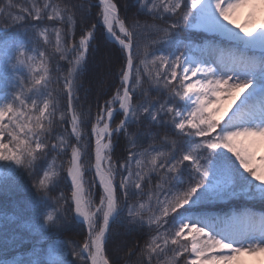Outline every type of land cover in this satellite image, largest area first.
I'll use <instances>...</instances> for the list:
<instances>
[{
	"label": "snow or ice",
	"instance_id": "6c2138e0",
	"mask_svg": "<svg viewBox=\"0 0 264 264\" xmlns=\"http://www.w3.org/2000/svg\"><path fill=\"white\" fill-rule=\"evenodd\" d=\"M135 2L131 22L116 0H5L0 6V23L20 29L6 37L0 28V161L11 162L0 166V189L18 168L30 175L39 169L33 187L45 203L66 171L86 236L63 242L59 259L48 264H115L107 249L117 222L128 234L146 237L129 248L124 264L137 255L136 264H180L181 258L185 264H245L244 257L264 256V211L212 210L238 199L264 205V157L257 163L252 151L264 143V22L253 34L254 12L244 25L234 19L242 8L264 7V0ZM78 16L85 29L77 40ZM98 25L120 54L109 86L114 91L98 100L93 120L79 93L91 90L82 77ZM142 34L155 39L141 50ZM116 115L121 118L113 127ZM121 134L127 156L114 160ZM92 141L94 161L86 166ZM69 152L66 166L57 163ZM56 203L38 225L41 240L68 226L62 214L68 201L61 194Z\"/></svg>",
	"mask_w": 264,
	"mask_h": 264
},
{
	"label": "trees",
	"instance_id": "16d2710c",
	"mask_svg": "<svg viewBox=\"0 0 264 264\" xmlns=\"http://www.w3.org/2000/svg\"><path fill=\"white\" fill-rule=\"evenodd\" d=\"M15 3H24L25 0H14ZM74 3H79L80 0H73ZM121 15L131 22L134 14L137 12L138 4L135 0H116ZM5 0H0V6H4ZM14 11V10H13ZM96 8L92 9L90 19L87 25L90 26L91 22L95 19ZM142 23L145 21L151 22L150 17L139 15L136 17ZM3 18L0 17V20ZM0 28L4 29L5 36H18L20 29L16 27H8L0 23ZM85 29V24L80 22V17H77L76 38L79 39L81 32ZM186 34L181 32V38ZM152 39H155L154 34L140 35L138 43L141 45V50L144 44H149ZM192 40H200L201 36H191ZM42 46V44H41ZM92 51L88 56V70L82 77V83L85 89H91L87 94L84 90L79 93L81 97L80 105L82 110L87 112L91 109V115L95 117L97 110V102L103 103L105 99L109 98L114 89L109 86L114 81V74L119 68V61L116 57L119 56V47L108 40L104 34L102 25H98L95 34V39L92 44ZM51 54V52H50ZM112 57V63L109 64V57ZM58 59V58H57ZM64 64L66 70L67 64ZM56 65V59L53 60V69ZM91 81V83H90ZM103 81V84L100 82ZM118 82V81H117ZM0 87V93L3 92ZM63 107V102H62ZM120 116L116 115L113 120V127L119 123ZM62 131L57 129V132ZM70 132V129H68ZM86 131L91 132V122L86 121ZM129 131H136L130 128ZM153 131H156L153 129ZM161 135L163 130H160ZM147 146V141L145 142ZM89 156L85 157V163L89 164L90 157L92 158V142L88 149ZM127 156L126 140L121 134L115 138L113 159L123 160ZM70 158V152L66 157L59 158L57 163H62L66 166L67 159ZM51 162V157L49 161ZM10 161H0V166L10 165ZM46 167L45 162H40L39 168ZM37 175L42 176V171L37 170ZM37 175H30V173L23 169H17V175L9 178L0 189V260L8 261V264H13L14 261H20V264H32L33 260H38L39 264H48L49 259H59V249L63 242H82L86 236V229L75 217V212L71 206L70 201V188L71 181L66 177V171H61L60 177L57 178L58 182L55 187L50 186L49 196L46 198L45 203H41L42 193L33 187L37 181ZM63 194L65 200L68 201L64 205L62 214L69 218L68 226L63 231H51L46 238L41 240V236L37 230L38 225L43 223V216L47 211H52L59 205L56 203L57 199ZM60 203H64L63 200ZM240 208V207H254L255 209L264 210V205L259 202L247 201L238 199L230 201L219 206H212V208ZM127 209H124L121 219L126 217ZM146 237L142 233L128 234L125 226L120 222L112 225V236L108 244L107 254L115 262V264H124L127 259L126 253L129 248L136 244H143ZM56 251H52L53 249ZM49 252H52L51 257ZM71 259V257H67ZM132 264H136L139 257L133 256ZM180 264H185V258H181Z\"/></svg>",
	"mask_w": 264,
	"mask_h": 264
},
{
	"label": "rangeland",
	"instance_id": "374dc122",
	"mask_svg": "<svg viewBox=\"0 0 264 264\" xmlns=\"http://www.w3.org/2000/svg\"><path fill=\"white\" fill-rule=\"evenodd\" d=\"M252 11L254 12V19L251 22V30L253 31V34H255L256 31H259V25L264 22V7H261L260 5H257L255 7V9H251L248 7L242 8L240 9L236 14H235V23L238 25H244L247 21V17L249 12ZM230 101L225 102L222 107H221V113L220 115L223 116L224 112L226 110H228L229 105H230ZM234 107V105H233ZM230 114V113H229ZM219 119V117H217ZM227 117H225L226 119ZM92 145H93V141H92ZM254 157L256 159V162H259L260 157H264V152L261 153L259 149H256L255 147H253L252 149ZM93 162V155L91 158V161L89 162V164L86 163V166H90V163ZM94 175V170L89 173V179L92 178V176ZM245 207H240V208H234V207H228V208H212L213 213L214 214H224L226 212L232 211V210H243ZM257 211H264V210H259V209H255ZM245 258V264H262V262H264V256H255V257H244Z\"/></svg>",
	"mask_w": 264,
	"mask_h": 264
},
{
	"label": "bare ground",
	"instance_id": "6f19581e",
	"mask_svg": "<svg viewBox=\"0 0 264 264\" xmlns=\"http://www.w3.org/2000/svg\"><path fill=\"white\" fill-rule=\"evenodd\" d=\"M256 149H259L261 153L264 152V143H257L255 146H254ZM244 261H245V258H243Z\"/></svg>",
	"mask_w": 264,
	"mask_h": 264
},
{
	"label": "water",
	"instance_id": "95a60500",
	"mask_svg": "<svg viewBox=\"0 0 264 264\" xmlns=\"http://www.w3.org/2000/svg\"><path fill=\"white\" fill-rule=\"evenodd\" d=\"M93 148H94V146H93ZM93 161H94V156H93Z\"/></svg>",
	"mask_w": 264,
	"mask_h": 264
}]
</instances>
